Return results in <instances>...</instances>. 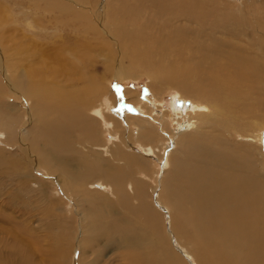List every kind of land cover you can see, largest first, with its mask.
<instances>
[{
  "label": "bare ground",
  "instance_id": "1",
  "mask_svg": "<svg viewBox=\"0 0 264 264\" xmlns=\"http://www.w3.org/2000/svg\"><path fill=\"white\" fill-rule=\"evenodd\" d=\"M44 1L46 9H61L59 17L82 11L77 5L90 4L73 0L77 5L62 7V0L60 5V0ZM92 2H100L95 12L100 21L96 28L101 30L93 29L95 50L114 56L107 58L100 78L96 62L84 59L92 49L89 45L74 49L75 61L70 62L59 56L68 43L48 48L50 58H45L40 42L17 44L16 54L8 57L3 23L15 25L9 40L14 47L22 40L21 29L32 34L39 18L27 17L24 28L19 27L0 0V264H63L69 259L77 214L69 213L73 225L65 220L68 216L63 218L59 227L66 234L61 239L59 216L51 210L52 202H44L46 195L35 201L33 192L25 193L23 181L14 188L13 179L32 166L44 167L50 177L58 175L71 199L83 195L95 205L83 210L82 230L92 239L71 264H264V162L262 172H257L250 155L254 150L263 158L264 137L244 129L254 107L245 85L251 95L254 81L264 84V19L255 10L260 2L264 9V0H247L251 5L243 9L229 5L236 0ZM256 15L259 21H254ZM147 18L158 23L152 27ZM226 21L231 27L242 25L248 38L250 34L262 39L250 48L214 42ZM140 23L145 26L141 36L129 29ZM187 23L211 42L205 43L200 57L190 52ZM166 57L177 59L167 62ZM76 60L85 62L87 69L80 71ZM55 62L59 67H51ZM138 72L150 77L153 97L143 99L127 91L125 103L106 86L108 77L125 80L137 78ZM170 90L175 91L173 109L166 111L161 94ZM8 99L27 102L24 125L18 113L11 116L14 109L5 103ZM132 107L140 108V114H128ZM135 146L147 155L144 159L131 154ZM162 152L168 153L163 170L169 176L155 205L171 219L169 235L154 200L141 194L129 170ZM128 180L140 200L137 209L124 198ZM91 186L98 188L95 193L88 190ZM109 189L121 199L127 215L106 196ZM99 247L120 252L109 262L101 261L104 251ZM89 252L99 257L88 259Z\"/></svg>",
  "mask_w": 264,
  "mask_h": 264
},
{
  "label": "rangeland",
  "instance_id": "2",
  "mask_svg": "<svg viewBox=\"0 0 264 264\" xmlns=\"http://www.w3.org/2000/svg\"><path fill=\"white\" fill-rule=\"evenodd\" d=\"M1 1L6 3V4L5 3L4 4L6 5L7 10L9 11L8 13H10L8 15L13 14L12 16H15V18L18 20L19 23L16 25H18L19 27L22 26L24 28L27 17L30 20H33L35 17L39 18L37 20V22H38L37 25L35 23V28H34V30H32V34H27L26 32L24 34L23 33L24 30L21 29L22 33H21L20 39H22V40L16 41L14 43V47L10 43L9 40L11 39L10 36H13L11 33L12 32L11 27H13L15 25L13 23L8 24V22H5V24L7 23L6 25L3 23V25H4L3 28H4V32H5V36H6V37H3V39L5 41V43H4L5 44V50H6V52H8V55H9V56L7 55L8 57H10L12 54H16V53H14V50H15V46L17 44H19V45L23 44L24 46H26V44L31 45V44H33V42H40V44H43V47H44L43 48L44 55H47V56H45V58H50V56H51L50 53H52V52L48 48L58 47L60 45H64V44L66 45L68 43L65 47H69V48L63 49V51L61 53H59V56H60V60L64 59V60L70 62V61H75V56H74V54H72L74 52L73 51L74 49L78 48L80 50H84L89 45L92 47V49H90L88 52H86V54L84 55V59L85 60L87 59L88 61L94 60L96 62V66H97L96 72L98 73V74H96V76H97L96 78H100L101 75L103 74V71H104L103 67H104V64L107 63V58L109 60L110 56L114 57L108 51L104 52L103 50L100 49L101 53H99L98 51L95 50L97 48V47H95V45L98 43V40L96 39V36H95L96 34H95L93 29H95L98 32H100V30H101V29L96 28V27H99L97 25V23H99L100 21H99V16H98L97 12H95L100 7V2L93 3L92 2L93 0H82V2H89L90 3L88 5L85 3L86 6H82V5H77V4L73 3L72 2L73 0H62V7H66L67 4L77 5L79 8H81L83 10L79 11V12H71L70 14H66L62 17H59V15H60L59 11L61 9L60 8L46 9L45 8L46 2L44 0H31V2H30V0H1ZM222 1H225V0H222ZM236 1H237L236 4H229V5L236 6L237 8H242V9H243V6L246 7V5H248V6L251 5L250 3H247V0H236ZM60 2H61V0L58 2V5H60ZM107 2H108V0H107ZM260 4H261V2H260ZM260 4H258L257 9H255V10L258 12V15L260 16V18L264 19V9ZM105 6L107 7L108 5H105ZM234 12H238V11L235 10ZM258 15H256V19H254V21H256V20L259 21ZM77 16H78V19H76ZM139 18L141 19V23H142V18L141 17H139ZM147 20H148L147 21L148 24H150L152 27L156 26V24L158 23V21L150 20L149 18H147ZM128 21L130 22V20H128ZM254 21H253V23H254ZM141 23L137 26V29L132 28V27H129V29L131 31H135V33L138 35V34H140V32L142 30H144L143 28L145 27V26L143 27V25H141ZM225 23H226V26L224 27L223 30H221L222 34L221 35H215V38H212V39H214V42H218V40L219 41L222 40V41H228L229 43H232L234 45L245 46L246 48H250V43H253L256 47V44L259 42L260 39H262V38H259L260 36L253 37L249 33L248 34H249L250 38H248V36H245L244 35V27L242 25H238L237 27H231L230 21H226ZM189 24L190 23H187L188 29L192 33L189 35V38H187V43L190 46V52L192 51L193 53H196L200 57V55L202 54V50H205V47H206L205 43H211V42L204 41L202 38H200V36L198 35L196 30L190 29V27H192V26ZM193 27L195 28V26H193ZM6 30L8 31V33ZM10 30H11V32H10ZM149 30H152V28H149ZM22 34H24L23 37H22ZM36 36H38V38ZM140 36H141V34H140ZM39 38L40 39L42 38V39L39 40ZM4 41H2V43ZM179 45H181V44H179ZM7 48L9 51L7 50ZM46 48L49 50L48 53H47V51H45ZM252 53H253V51L248 50V55L251 56V57L249 56L250 58H253L254 54H252ZM165 59L167 62H170L172 60L177 59V57H166ZM110 61L112 63L114 62L111 59H110ZM76 63L79 65L78 67L80 68V71H85L87 69L85 67L86 66L85 62L82 63V62H79V60H76ZM50 66H51V64H50ZM51 67H59V66L55 62V64L53 63ZM94 70L95 69H93V71ZM138 73H139V75L137 76V78H130V79H125V80H121L115 76L108 77L106 79L107 80L106 86L108 88L110 87L109 89L111 90V92L115 91L116 97L117 96H118V98L120 97L121 100L125 103H126L125 95L128 93L127 91L139 94L141 96V98H143V99L153 97L152 91L150 90V87H149L150 77L148 75H146L144 72L143 73L138 72ZM230 73H232V72H230ZM88 75H90V73H88ZM257 82H258V79L253 82V84H254L253 88L255 87L256 89L254 88L255 91L251 95L248 94V89H247V86L245 85V89H246L245 93L248 95L246 98L250 97V101H253L254 107H253L252 113H251V122L249 123V125H245L244 129L246 130L247 133L257 132V133H261L262 136L264 137V84L257 85ZM58 87L60 89H63V88L67 89L64 86H58ZM174 93H175V91L171 92V90H170V91L163 92L161 94L162 97L164 96L163 97L164 100L162 102L164 110L172 111L173 103H174L173 98L175 95ZM17 102L18 101L14 100V99L13 100H11V99L5 100V103L6 104L9 103L7 105H10V106L12 105L11 109H14L10 113L11 116L13 115L16 117V114L18 113L17 117L22 119V124L24 125L26 122V119H28V117H26V116L24 117L23 112H25L24 109H26V107L28 105H27V102H25V101H21V102L19 101V103H21V104H19ZM139 109L140 108H137V110H136V108L133 109V107H132L130 113H128V114H130L132 116L139 115L140 114L138 111ZM245 111L247 112V109ZM141 116H142V114H141ZM173 128H176V127L173 126ZM22 129L23 130L24 129L29 130L30 126H27V127L22 126ZM21 133L23 134V131H21ZM107 137H108V139H106V141H109L111 138L110 135H108ZM234 138H235V136H234ZM241 138L242 137L239 136L237 138V140L241 141L242 140ZM1 145L2 144H0V147L3 148V146H1ZM4 148L7 151H14V149H11L10 147L8 148L9 150L7 149L6 146ZM173 149H175V147ZM142 151L143 150L139 146H135V149L131 152V154L133 156H137L136 158L141 157V159H144V157H146L147 155L145 153H143ZM252 151H253V153H252ZM252 151H250V155H252V159H251V164H253L252 169L261 173L262 172V164L261 163L264 162V156H263V158H261V156H259V153H257V155H256V151H254V150H252ZM156 154H157V156L154 154L149 155L148 156L149 160H147V161L141 160L144 163H142L140 165L137 163L133 164L129 169L131 172V176H130L131 178L130 179L132 180V182L138 181V183H139L138 187L139 188L141 187V189H139L141 191V194L146 193V197L148 196V200L150 199L149 201L153 202V200H154V205L155 204L157 205L156 200L159 197V194L161 193L160 194L161 196L163 194V188H164L163 181L166 180V178L169 176L168 175L169 173L166 170H163L164 165H165L164 161H165V158H167L168 153L162 152V153H159V154L156 153ZM246 154H247V152H246ZM255 155H256V160H255ZM142 156H144V157H142ZM22 165H23V163L21 164V168L23 167ZM53 179L55 181H53ZM58 179H60V177L58 175L50 177L49 173H47V171L44 167L36 168L35 166H32L27 171H24V172H23V170L20 171L18 173V175L15 177V179H13V184H14V188H15V186L17 184H20V181H23L25 183V187H26L25 193L31 194L33 192L32 195L36 199V200L34 199L35 201H39L40 194L43 195V193H44L46 195L45 199H43L44 202H52V204H51L52 207H50V208H51V210L53 208L54 215L58 214V216H59V219L58 220L56 219V223H58V225L56 227L58 229L61 227V224H62L61 222H63V218L65 216L69 217V218H65V220H67L69 222L71 221V224L73 225V223H75V221L72 219L73 214L71 216V214H69V213L74 212L77 214L74 217L78 221V223H77L78 226L75 224L74 225L75 227L72 228L73 232L70 233L71 241H73V243H72V246L70 248L71 250H69V254L67 255L69 259H67L63 263V264H67V263L71 264L70 260L77 258L79 253H80V250L82 251V248L84 247L85 243H88V240L90 241L92 239V238L85 237L86 233L82 230V228L84 226L83 225V222H84L83 210H84V208L93 207L94 204H91L92 202L89 203V201L87 202V200H84L83 195H80V194H79L80 195L79 198L74 197L71 199L70 194L67 193L64 189H62L60 187L61 181H59ZM6 182H8V181H6ZM132 182L130 180L124 182V186H123V191L125 193L124 198L128 202L130 201L129 204L133 205L134 209H137L139 206L140 200L137 198L136 191H133L134 194L132 193V188L130 185ZM93 187L94 186H91L90 187L91 189L89 188L88 190H94L92 192L95 193V190H97L98 188H95V187L93 188ZM126 192H127V194H126ZM34 193H36V194H34ZM105 193L109 194L106 196H109L110 200L114 203V205L117 206V209L119 212H121L123 214L125 213V215L128 214L127 213L128 211L125 210L123 203L122 204L120 203V201H121L120 198H118V197L115 198V196H112L111 195L112 191L110 189ZM127 195H128V197H127ZM73 201H75V202H73ZM94 202L95 201H93V203ZM115 202H116V204H115ZM156 205H155V208H157V210L161 213L162 219L164 220L163 221V223H164L163 227L165 226L166 233L169 235L171 233V230H173L172 222L170 221L171 219L169 218V215L167 212L161 211V209L158 208ZM94 207H95V205H94ZM51 220L54 221V219H51ZM32 223H33V225L37 226L39 224V221H38V219H35V220H33ZM59 225H60V227H59ZM76 227H78V228H76ZM60 229H61V231L59 232L60 233L59 237L61 239H64L66 233L64 232L63 227ZM41 234L43 235L44 233H41ZM98 242H99V239H98ZM81 243H83V244H81ZM77 245H79V246L77 247ZM173 246L177 247V245H174V244H173ZM74 247H75V250L73 253L72 249H74ZM99 250L104 251L103 255H100L102 257L100 260L101 261H108V262L110 261L111 258L112 259L115 258V256H116L115 254H118L120 252L119 250H117L115 248L103 249L102 247H99ZM176 250L179 254H181V255L183 254L179 251V249L176 248ZM96 256L99 257V254H93L92 252H89L88 256H86V257L88 259H94V258H96ZM192 264H196V263L193 262Z\"/></svg>",
  "mask_w": 264,
  "mask_h": 264
}]
</instances>
